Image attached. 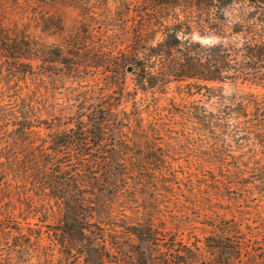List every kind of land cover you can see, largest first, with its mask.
<instances>
[{"label": "rangeland", "instance_id": "374dc122", "mask_svg": "<svg viewBox=\"0 0 264 264\" xmlns=\"http://www.w3.org/2000/svg\"><path fill=\"white\" fill-rule=\"evenodd\" d=\"M139 6L0 0V264H264V85L206 82L259 114L237 144L194 120L212 99L177 76L188 51L240 35L137 46ZM262 12L226 10L264 35ZM100 105L98 136L80 121ZM67 205L83 233L66 231Z\"/></svg>", "mask_w": 264, "mask_h": 264}, {"label": "trees", "instance_id": "16d2710c", "mask_svg": "<svg viewBox=\"0 0 264 264\" xmlns=\"http://www.w3.org/2000/svg\"><path fill=\"white\" fill-rule=\"evenodd\" d=\"M130 2L136 9L139 5L146 6V9L139 14V21L136 22L139 23L138 28L133 30L132 39L137 46L143 47L141 44L147 40L144 37L147 34H150L154 41L155 34L158 32L162 39L154 46L150 45V48L165 46V54L184 43L182 38L186 33L190 34L192 29L201 35L214 34L221 39L240 35V39L233 41V44L224 43L221 40L217 45L207 47L204 52L188 51L184 57L186 62L181 64L180 74L177 76L180 79H194L199 90L202 87L205 89L202 95L212 99L211 109L198 108L192 115L208 133L215 138L221 137L223 141L226 136L236 135L238 138L235 139V143L237 144L241 142L239 138L243 134H251L252 131L249 130L257 124L255 120L259 114L255 111L253 114L256 116L251 117L241 100L224 97L218 93L217 87L208 86L206 82L220 81L227 78L226 75H229V72H233L231 75L248 77L264 85V35L255 32L254 26H251L245 17H238V20L230 23L226 14L227 8L232 4L241 3L244 7L261 9L262 16L258 20L264 21V0H130ZM7 34L8 32L1 31L0 39L5 40ZM185 41L190 44L189 38ZM137 46L130 55L132 61L140 60ZM200 81L205 84H201ZM97 110L99 115L96 119L92 118V112H90L87 114V119L80 122L82 128L95 129L93 133L101 136L103 121L108 116L107 112H111V108L100 105ZM75 216L74 209L67 205L63 216L64 227L70 233H83L85 223L78 229L72 227L73 221L76 220Z\"/></svg>", "mask_w": 264, "mask_h": 264}]
</instances>
